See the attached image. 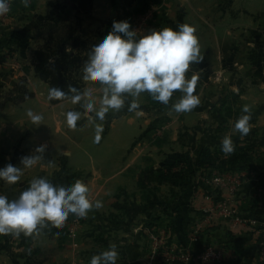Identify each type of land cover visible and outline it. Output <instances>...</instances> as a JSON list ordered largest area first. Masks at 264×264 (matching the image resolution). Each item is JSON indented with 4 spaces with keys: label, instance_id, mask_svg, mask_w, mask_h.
Wrapping results in <instances>:
<instances>
[{
    "label": "crops",
    "instance_id": "obj_1",
    "mask_svg": "<svg viewBox=\"0 0 264 264\" xmlns=\"http://www.w3.org/2000/svg\"><path fill=\"white\" fill-rule=\"evenodd\" d=\"M56 1L28 0L25 6L23 0H9L10 12L0 18L1 63L4 66L8 59L12 65L0 75L2 89L13 91L25 76L24 87L33 94L22 100H0V167L11 163L22 169L16 184L0 181V194L16 199L38 177L68 185L80 179L89 188L88 198L102 201L103 207L80 218L73 235L51 222L28 237L0 235V264H89L94 254L111 244L119 252L117 264H164L161 245L186 248L192 240L219 249L218 264H264V213L252 210L254 205L264 210V196L250 191L257 184L254 180L238 187L230 182L229 191L225 184L217 190L208 181L159 176L166 162L198 158L199 149L206 146L205 128L216 121L214 101L224 97L222 92L230 94V103L225 105L230 109L231 139L240 135L234 123L244 114L245 105L250 108V130L264 129V5L254 0L163 2L166 25H171V13L178 7V25L196 29L203 60L190 66L186 78L199 77L194 93L200 98L199 106L186 113L172 111L171 105L182 95L177 91L169 105L155 112L158 107L150 95L142 93L139 98L126 97L123 109H110L100 121L90 120L83 103L71 98L51 103L49 85L34 71L32 45L23 29L50 14ZM106 2L92 0L86 13L98 20L116 17L119 9ZM220 77L227 81L222 92ZM88 86L93 87L94 96L84 100L92 99L99 108L101 86L91 81L82 89ZM133 99L141 109L129 112L127 104ZM69 108L81 112L74 128L67 125ZM29 111L43 117L39 125L32 122ZM97 125L103 128L98 142ZM38 146L44 147L42 159L23 168L20 158L37 154ZM250 171L264 176L262 166ZM156 241L161 244L154 248Z\"/></svg>",
    "mask_w": 264,
    "mask_h": 264
},
{
    "label": "clouds",
    "instance_id": "obj_2",
    "mask_svg": "<svg viewBox=\"0 0 264 264\" xmlns=\"http://www.w3.org/2000/svg\"><path fill=\"white\" fill-rule=\"evenodd\" d=\"M25 6L28 0H23ZM9 0H0V15L9 12ZM196 29L189 24H179L174 30L169 27L152 30L147 34H139L133 30L126 20L113 21L111 30L95 40L88 50V59L83 65V78L95 81L101 86L102 96L97 108L92 99L94 89L88 86L84 89L76 84H70L68 90L50 88L47 99L62 100L71 95L74 102L83 103L90 120L105 119L109 110L119 112L125 107L126 97L139 98L147 93L151 98L165 106L169 105L173 93L179 91L182 95L171 105L175 113H186L200 104V98L195 95L199 77L192 75L186 78L190 66L199 64L203 57L200 52ZM141 109L136 99L127 104L129 112ZM241 115L234 123V130L241 136L250 132V108L245 105ZM94 115H91L93 114ZM28 116L36 125L43 117L28 112ZM81 117L79 109L69 108L66 112L67 125L76 127ZM95 141L100 140L103 128H95ZM44 147L38 146L35 155L20 158L23 168H31L42 156ZM221 151L230 155L234 145L230 136L221 141ZM22 169L11 163L0 167V181L9 185L20 180ZM89 188L80 179L73 184L56 183L48 177L33 178L27 188L16 199L9 200L0 194V235H13L19 238L31 236L42 226L51 224L63 227L69 215L86 218L93 209H100V200L88 198ZM119 252L115 244L106 250L94 254L89 264H117Z\"/></svg>",
    "mask_w": 264,
    "mask_h": 264
},
{
    "label": "rangeland",
    "instance_id": "obj_3",
    "mask_svg": "<svg viewBox=\"0 0 264 264\" xmlns=\"http://www.w3.org/2000/svg\"><path fill=\"white\" fill-rule=\"evenodd\" d=\"M163 2H166V0H107L106 2L107 6L114 7L116 8V10L119 9L118 11H116L118 12L116 17L108 18L107 20H101V19L98 20L92 17L91 15H88V13L86 12L85 14H80V18H82L80 20V25L85 35L89 38V42L85 43L84 41H82L79 47H77L76 49L74 48V51L80 54L82 57H86V60H87L88 50L91 47L92 43L95 40L101 38L104 34H106L107 32L111 30L113 21L126 20L130 23L132 29L136 30L139 34H147L148 32L152 30H160L165 27H169L175 30L178 26V23H180L179 21L177 22V15H178L179 9L178 7H174L171 13L172 14L171 16H173L171 17L172 18L171 25H166L167 22H166V19H164L165 18L164 15L166 13H164V10L162 7ZM254 2L259 6L264 5V0H254ZM1 16L2 15H0V18ZM3 17L5 16L3 15ZM62 17L66 18V21H65L66 24L67 23L70 24L76 20L75 13L71 10V3L69 0H57L52 6L51 13L44 16L39 21V23H33L32 25L27 24L26 26H24L23 31L26 33L24 36L27 38L28 44L30 43L32 45V48L30 50L32 53L33 61H35V57H34L35 48H37L41 44H44L45 42H49L50 44L55 43V40L50 39L49 37V35L53 32L52 28L47 27L45 25L41 27H35L36 24L43 23V21H45L47 18L55 22L58 18H62ZM62 23L64 25V21ZM31 26H33V28ZM220 27H221L220 24L216 26L217 34L220 33ZM20 30L17 31L19 32V34L21 33ZM14 37L17 38L18 35H15ZM29 39L32 41L29 42L28 41ZM67 47L69 48L70 45H68ZM5 50H8L7 47ZM9 51H11V49ZM9 51H7V54L9 53ZM3 56L4 55L0 53V75L1 73H3L4 70H9V68H11L12 66V65L10 66L8 59L4 60V63L6 64H4L3 66V64L1 63V58ZM27 61L30 62V57ZM82 69L83 67L80 68V70ZM209 81H210V77H209ZM24 82H26V78L25 76H21L16 85L21 84L23 88H25ZM83 82L84 84H86L87 82H91V81L84 79ZM225 82L227 81H224V79L220 77V80L218 81V86L220 88L222 87L223 89H220L219 92L226 90ZM1 83L2 82L0 81V100L1 99L21 100L19 98L22 97V94L21 93L17 94L15 87L13 88V91H11V89L5 90V89H2ZM95 84L98 85L99 83L95 82ZM9 93L11 94L9 95ZM227 94H228V91L222 92L221 95L224 97H221L222 99L220 98V100H218L217 102L214 101L215 103L213 105L215 106V108H213V118H215L216 121L213 120L212 121L213 125L210 124L205 128V132H206L205 136H207L206 147H208L214 153L213 158L211 160H207L205 165L198 168L195 175H193V178H194L193 180L195 181L198 179L200 181H204L205 184H207L206 182L208 181L209 184L211 183L213 186H216L217 190H220L219 188L225 184L224 186L228 187L226 189L229 191H230V182L234 184V186L238 187L240 183L244 182L245 180L246 181L254 180V182L257 184L254 185L250 191L254 194L264 196V176H258L254 174L253 171H250V173H248L251 167L258 168V166L259 167L262 166L264 168V165H263L264 164V147L263 146H260L258 149H252L250 147L247 151H248V154L251 155L252 160L249 161L248 163H238L235 166H232L233 169L230 168V165H228L227 163L225 165L220 163V160L225 159L227 156L223 152H221V141L225 136H230V123H229L230 122L229 121L230 120V116H229L230 109H228L227 107L228 105H225V104L230 103V94L228 95ZM25 98H28V97L25 95L24 99ZM153 103L155 107H158V109H155V112H158L159 107H161V105L163 104L156 102V101H154ZM219 108H223V109H219ZM228 117H229V120L227 119ZM223 118L227 119V125H226V121ZM215 122H217L218 125H216ZM251 132L255 136H262L264 134V129H256V128L254 129L253 128V130L251 129L249 133ZM212 136H216V140L213 139ZM249 136L250 135H248L247 137ZM245 138L246 136L239 135L236 138H232V142L233 144H236L235 141L238 140V146H243L245 144ZM252 139L253 138H251L249 141L250 144H251ZM202 147L203 146H201V148ZM214 151H216V153ZM243 165L244 166L246 165L245 170L240 169V167ZM257 170L260 174H263L262 169L259 168ZM227 192L228 191H226V193ZM178 248L181 249L180 246ZM59 262H61V260Z\"/></svg>",
    "mask_w": 264,
    "mask_h": 264
},
{
    "label": "trees",
    "instance_id": "obj_4",
    "mask_svg": "<svg viewBox=\"0 0 264 264\" xmlns=\"http://www.w3.org/2000/svg\"><path fill=\"white\" fill-rule=\"evenodd\" d=\"M71 3V10L75 13L76 20L70 24H66V18H58L55 22L47 18L43 23L38 24L37 27L43 25L52 28L53 32L49 35L50 39H54L55 43L50 44L45 42L39 45L34 50V71L38 76L49 85L50 88H59L62 90H68L70 84H76L79 88L84 86L83 78V64L86 61V57H82L80 54L74 51L79 47L80 43L84 41L89 42V38L85 35L80 25V14L82 12H88L91 7L92 0H69ZM64 21V25L63 22ZM70 45L68 48L67 46ZM79 70V71H78ZM79 73V74H78ZM17 94L21 93L24 96H32L28 93L21 84L15 87ZM48 89V91H49ZM71 98V95L64 97L62 100H51V103H57L66 99ZM152 102L151 96H149ZM154 102V100H153ZM250 135L249 137H247ZM245 138V144L238 146V140L235 141L234 151L227 155L225 159H221L220 163L235 166L238 163H248L252 160L248 149H258L260 146L264 147V134L262 136H255L252 132L249 133ZM251 144L249 143L250 139ZM216 153V151H214ZM222 152V151H221ZM213 152L206 146L199 149L197 160L193 161L190 158H177L169 163H165L161 170H159V176L162 178L177 179L185 178L184 180H190L191 182L193 175L197 172L198 168L205 165L207 160L213 158ZM188 177V178H187ZM187 178V179H186ZM252 210L256 213H264V210L260 209L259 206L254 205ZM180 264V263H175Z\"/></svg>",
    "mask_w": 264,
    "mask_h": 264
},
{
    "label": "built area",
    "instance_id": "obj_5",
    "mask_svg": "<svg viewBox=\"0 0 264 264\" xmlns=\"http://www.w3.org/2000/svg\"><path fill=\"white\" fill-rule=\"evenodd\" d=\"M80 224V218L69 215L64 224V229L68 235H73ZM157 242V241H156ZM186 248H178L173 245H161V262L164 264H218L222 259V253L212 244H200L192 240ZM161 243L157 242L154 248ZM158 250V249H157Z\"/></svg>",
    "mask_w": 264,
    "mask_h": 264
}]
</instances>
